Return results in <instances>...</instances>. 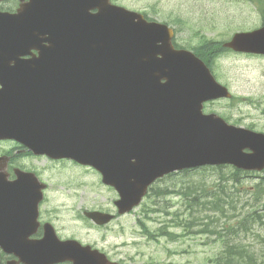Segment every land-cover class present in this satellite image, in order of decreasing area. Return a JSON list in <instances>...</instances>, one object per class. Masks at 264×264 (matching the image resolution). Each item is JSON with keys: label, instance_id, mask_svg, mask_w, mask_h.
I'll return each mask as SVG.
<instances>
[{"label": "water", "instance_id": "obj_1", "mask_svg": "<svg viewBox=\"0 0 264 264\" xmlns=\"http://www.w3.org/2000/svg\"><path fill=\"white\" fill-rule=\"evenodd\" d=\"M35 2L22 25V54L27 48L39 56L21 64L30 82L13 96L0 139L93 166L119 192L120 214L176 171L224 165L264 171V133L204 114L207 102L233 95L193 52L174 49L166 25L109 0ZM225 47L264 56V27L235 34ZM35 68H48L40 75L49 79L35 80ZM33 179L29 218L36 221L44 185ZM20 185L0 181V187ZM29 200L0 197V221ZM88 216L101 225L112 219Z\"/></svg>", "mask_w": 264, "mask_h": 264}, {"label": "rangeland", "instance_id": "obj_2", "mask_svg": "<svg viewBox=\"0 0 264 264\" xmlns=\"http://www.w3.org/2000/svg\"><path fill=\"white\" fill-rule=\"evenodd\" d=\"M121 6L146 14L150 19L175 27L176 42L181 46L202 48L211 60L219 81L234 95L233 100L208 104L205 112H215L231 125L253 128L264 133V57L243 55L231 50L210 55L203 39L220 43L232 40L235 33L253 31L263 26L261 9L264 0H117ZM190 49V48H188ZM191 50V49H190ZM42 166V165H40ZM233 167L208 168L176 174L158 182L140 207L132 214L112 223L108 230L86 231L87 241L113 245L126 242L118 250V259L127 264H215L232 241L245 252L254 254L250 264H264V197L255 193V186L264 182L263 173H249L233 181ZM56 179L54 171L47 172ZM73 174V172H70ZM85 184L96 181V176L81 175ZM232 178V179H231ZM100 183V182H99ZM103 185V184H102ZM207 190L226 202L231 213L219 218L215 226L220 234L207 230L211 213L197 211L193 206V191ZM159 189H167L166 197H158ZM85 194L78 199H67L55 194L52 204H66V210L82 211L106 208L116 197L103 186H84ZM192 190V191H191ZM202 194V193H201ZM208 194V200L212 198ZM229 204H233V207ZM112 208V205L109 206ZM114 210V208H112ZM194 209V210H193ZM257 210L262 222L238 227L244 212ZM65 224L76 227L70 219ZM235 225L237 234L229 232ZM226 229L223 231L221 228ZM213 227V228H215ZM130 232L132 236H130ZM123 233L124 238L117 235Z\"/></svg>", "mask_w": 264, "mask_h": 264}, {"label": "flooded vegetation", "instance_id": "obj_3", "mask_svg": "<svg viewBox=\"0 0 264 264\" xmlns=\"http://www.w3.org/2000/svg\"><path fill=\"white\" fill-rule=\"evenodd\" d=\"M32 0H0V120L6 116L3 109L4 99L1 91L4 86L17 89L15 83L16 74L22 71L18 64L23 59L21 52L22 33V8L33 7ZM33 54L37 51L33 50ZM33 54L24 56L29 59ZM254 56V55H251ZM7 81V82H5ZM0 176L10 182L23 178V182L31 184V174H35L44 184L43 199L39 205V224L26 217L28 211L20 209L15 212V218H3L0 221V264H102L105 253L108 259L119 264H127V261L118 259V250L126 248V242L113 245H102L100 242L87 241L86 231L94 229H106L112 223L127 216L117 215L107 225L95 224L88 217L90 211L98 210L108 214L116 213L115 200H112L106 208L93 210L68 211L66 204H52L53 196L58 194L67 199L81 198L85 194L84 186H100L108 190L111 187L102 185L101 175L93 168L80 164L69 158H54L47 154H36L24 143L17 140H0ZM42 165V166H40ZM54 171L56 179L48 175V171ZM70 172H73L71 174ZM96 176L95 182L85 184L81 175ZM100 182V183H99ZM3 191H17L28 197L32 187H18ZM116 196V193H115ZM112 205V208L109 206ZM20 208H26V204H18ZM70 219L77 226L65 224V219ZM124 238V234H118ZM130 236L132 233L130 232ZM87 249V251H85ZM104 257V261H105Z\"/></svg>", "mask_w": 264, "mask_h": 264}, {"label": "trees", "instance_id": "obj_4", "mask_svg": "<svg viewBox=\"0 0 264 264\" xmlns=\"http://www.w3.org/2000/svg\"><path fill=\"white\" fill-rule=\"evenodd\" d=\"M261 15H262V20H263V26H264V6L261 9ZM204 49L208 50V53L210 55H214L215 53H223V51H225V49L222 48V43L216 42V41H206L203 43ZM203 49L200 48L198 50V54L202 55L201 57L203 59H205L206 61H208L209 63H211V60L209 58H207L204 54H203ZM212 64V63H211ZM209 168V167H208ZM208 168H202V170H206ZM191 172V170L185 171L183 173H188ZM242 173L240 171H235L232 174V178L233 181L235 182H239V178L238 176L241 175ZM231 178V179H232ZM199 187L193 191V194L191 195V197L193 196V206L194 207H199V209L197 211L200 212H204V210L206 212L211 213V216H209L210 224L207 225V230H210L212 233L215 234H220L216 231V227L217 224H219V218H221L223 215L231 213V211L227 208L226 202H224L223 200H221V197L217 194H212V192H209L207 190H198ZM255 193L260 197H264V182L259 183L255 186ZM192 191V190H191ZM202 193V194H201ZM208 194H212V198L208 199V200H204L208 198ZM165 194L163 193H157V196H163ZM206 197V198H204ZM230 206L233 207V204H229ZM194 210V209H193ZM259 212V211H258ZM257 212V210L253 211V212H244L242 215V219L238 224V227L240 228H244L245 224H256L259 221L262 222V216L259 215ZM215 227V228H213ZM223 228H221L223 231H226V229L224 228V226H222ZM229 232H232L233 235L237 234V230H236V226L232 225L229 228ZM263 244H264V239L262 240ZM264 252V249H263ZM254 254L250 253V252H245L243 247H239L238 245H236L235 243H233L232 241H228L226 244V248H225V252L223 254V256L216 261L215 264H250L252 263L251 261H253V257Z\"/></svg>", "mask_w": 264, "mask_h": 264}]
</instances>
